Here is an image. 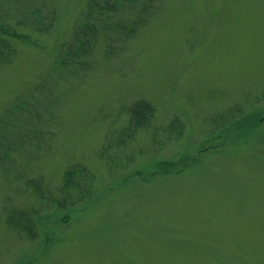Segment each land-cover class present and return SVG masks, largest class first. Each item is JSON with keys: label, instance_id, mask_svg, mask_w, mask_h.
Here are the masks:
<instances>
[{"label": "rangeland", "instance_id": "374dc122", "mask_svg": "<svg viewBox=\"0 0 264 264\" xmlns=\"http://www.w3.org/2000/svg\"><path fill=\"white\" fill-rule=\"evenodd\" d=\"M85 3L53 0L50 33L0 67V116L21 96L34 107L43 99L28 93ZM163 6L123 50L107 57L99 43L95 69L70 77L78 91L57 100L66 83L56 88L53 75L58 135L16 155L17 174H0V264H264V0ZM138 98L155 107L151 126L116 145L110 134ZM174 117L180 134L168 129ZM74 163L94 173L95 192L68 211L40 207L23 176L55 193ZM7 206L40 207L34 239L5 225Z\"/></svg>", "mask_w": 264, "mask_h": 264}, {"label": "trees", "instance_id": "16d2710c", "mask_svg": "<svg viewBox=\"0 0 264 264\" xmlns=\"http://www.w3.org/2000/svg\"><path fill=\"white\" fill-rule=\"evenodd\" d=\"M52 1L0 0V67L14 61L20 44L36 45L37 37L50 33L58 16V10L51 4ZM164 2L165 0H86L69 37L59 45L49 74L42 76L41 82L28 93V96L33 97L32 92L37 88L41 90L43 99L37 98L34 107L21 96L6 107L0 116V174H17L14 169L17 170L20 164L16 161V155L25 154L34 145V140H37L36 146H39L47 140L54 141L52 138L58 135L64 122L63 114L50 110L47 106L50 94H53L47 88L53 75L56 76V88L60 83H66L57 93V100L64 93L78 91L80 83L70 82V77L83 78L95 69L94 52L98 44H104L103 53L107 57L114 49L123 50L127 40L141 27H147L151 23L153 16L164 7ZM124 110L128 115L127 124L110 134L116 145L124 142L122 140H126V137H132L138 130L148 129L156 112L153 104L145 98L132 101ZM249 121V126L256 125L254 119ZM179 122L174 117L168 129L178 130L180 134L183 126ZM236 126L246 127L242 119L236 122ZM99 156H104L102 150ZM195 160L197 159L193 158ZM20 174L21 177L24 175L22 172ZM94 177V173L86 165L74 163L63 170L60 185L54 193L47 187L42 176L31 177L27 173L23 176L26 187L37 198L40 207L52 202L55 208L67 211L95 192ZM40 207L7 206L4 223L9 229L34 239L38 223L46 217L38 212Z\"/></svg>", "mask_w": 264, "mask_h": 264}]
</instances>
